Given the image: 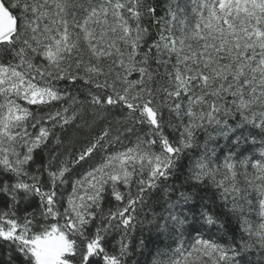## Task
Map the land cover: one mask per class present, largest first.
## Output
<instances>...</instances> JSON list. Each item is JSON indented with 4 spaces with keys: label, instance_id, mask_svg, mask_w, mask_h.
Segmentation results:
<instances>
[{
    "label": "snow or ice",
    "instance_id": "6c2138e0",
    "mask_svg": "<svg viewBox=\"0 0 264 264\" xmlns=\"http://www.w3.org/2000/svg\"><path fill=\"white\" fill-rule=\"evenodd\" d=\"M137 250L264 264V0H0V264Z\"/></svg>",
    "mask_w": 264,
    "mask_h": 264
},
{
    "label": "trees",
    "instance_id": "16d2710c",
    "mask_svg": "<svg viewBox=\"0 0 264 264\" xmlns=\"http://www.w3.org/2000/svg\"><path fill=\"white\" fill-rule=\"evenodd\" d=\"M169 2H170V0H149V3H153L155 6H157V13L159 16L165 15L166 6L168 5ZM176 4H178L182 8H185V7L190 8V0H176ZM144 23H145V26H147V23H148L147 18H146ZM155 31H156V29H155V27H153L152 32L155 33ZM173 60H174V58H173ZM161 71H163V69H161ZM166 115H167V113L165 112V116ZM200 138L202 140L203 136L201 135ZM217 139L219 141V144L223 145L225 143L223 138H217ZM184 163H187V161H184ZM217 205H218V209H217L218 214H220L221 212L227 211V209L223 207L222 201L217 200ZM229 207H230V205H229ZM157 210H159V209H157ZM145 211H147V209H145ZM224 219L225 218L222 217V220H224ZM201 223H203V222L201 221ZM217 227H219V226L217 225L216 227H212V226L205 225L204 229H202V231L210 230L213 239H216L218 237H223L224 239L221 240V242H226L227 240L231 239L232 232L234 230H236V224H235L234 220L231 223H227L226 227L224 229H221L219 232H217V230H216ZM145 234L147 235V233H145ZM193 234L195 235L196 233H193ZM135 235L139 236V232L135 233ZM237 235H238V232H237ZM161 240H163V237H161ZM164 243H167V241H164ZM161 246H163V245H161ZM140 251L141 250H137L131 257L128 258V264H136V261H138L139 264H144L145 260L151 259V256H149L147 253H145L144 255H141ZM154 251H155V248H153V252ZM259 256H260V254L258 252H256L255 250H252L244 256V261L242 262V264H246V262H248V261H251V264H259Z\"/></svg>",
    "mask_w": 264,
    "mask_h": 264
}]
</instances>
